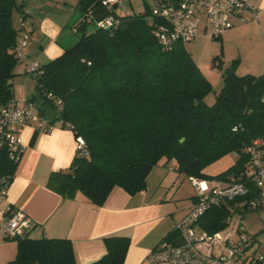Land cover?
I'll return each mask as SVG.
<instances>
[{
  "label": "trees",
  "instance_id": "obj_1",
  "mask_svg": "<svg viewBox=\"0 0 264 264\" xmlns=\"http://www.w3.org/2000/svg\"><path fill=\"white\" fill-rule=\"evenodd\" d=\"M102 2L81 5L82 15L70 25L79 39L59 57L40 64L42 75L36 76L40 113L51 122L70 123L87 151L78 150L69 169L53 172L48 187L65 198L81 192L91 204L102 206L115 187L130 194L142 191L150 171L161 160L174 159L178 171L188 176L243 181L254 193V183L246 175V148L264 138V74L239 75L233 62L209 103L212 82L185 42L170 49L161 46L155 30L162 20L152 14V7L118 15L119 5L114 4L110 14L118 22L88 31L93 21L89 15L97 16ZM24 4L0 0V110L14 102L10 81L19 63L14 47L20 28L14 26L13 14L15 9L23 11ZM44 92L61 97L62 108ZM232 152L239 157L228 169L217 175L205 171ZM17 166L0 149V175L11 174L12 181ZM234 210L247 212L231 201L212 207L198 223L208 233L223 231ZM175 236L176 230L165 239ZM14 240L17 254L6 264H79L67 238H33L28 233ZM104 242L106 254L89 264H124L130 238L110 235Z\"/></svg>",
  "mask_w": 264,
  "mask_h": 264
},
{
  "label": "crops",
  "instance_id": "obj_2",
  "mask_svg": "<svg viewBox=\"0 0 264 264\" xmlns=\"http://www.w3.org/2000/svg\"><path fill=\"white\" fill-rule=\"evenodd\" d=\"M24 1L23 11L15 9L13 22L19 29L25 14L32 37L27 55L19 61L15 72L28 77L29 64H44L64 52L72 42L65 30L82 15L81 5L92 0ZM249 1L259 8L257 17L252 11L247 12L249 21L235 16L234 26L219 37L221 46L214 53L221 52L225 66L230 67L236 61L239 75H261L264 74V0ZM132 13L130 10L125 14ZM200 30L205 33L209 30L205 17L198 33ZM195 62L201 69L200 61ZM16 94L13 101L19 107L31 103L42 106L36 79L35 84L29 80L22 86L19 97ZM52 123L54 127L49 131L41 130L35 123L20 131L26 149L9 186L5 205L20 209L32 218L35 226L29 232L30 237L71 240L79 264L92 263L106 254L104 238L110 235L130 238L124 264H152L147 261L149 253L176 230L177 236L169 241L175 243L180 237L178 224L197 202L192 177L178 171L176 160L163 159L147 176L146 188L135 194L115 187L102 206L91 204L81 192L74 198H65L50 189L48 181L53 172L70 168L77 155V139L71 129L58 121ZM231 217L226 220L228 226L223 233L231 234V239L236 240L238 226L231 227ZM196 228L207 232L199 223ZM221 249L222 245H218L215 251ZM16 254L17 241L6 239L0 231V264L13 260Z\"/></svg>",
  "mask_w": 264,
  "mask_h": 264
},
{
  "label": "built area",
  "instance_id": "obj_3",
  "mask_svg": "<svg viewBox=\"0 0 264 264\" xmlns=\"http://www.w3.org/2000/svg\"><path fill=\"white\" fill-rule=\"evenodd\" d=\"M122 0H103V7L108 14L101 20L90 14L89 18L99 27H110L118 22L110 12L114 4ZM252 11L256 18L259 8L249 0H155L152 14L158 16L162 23L157 25L155 35L164 49L172 48L176 42H188L198 34L202 18L205 17L212 35L219 38L234 26L233 18L240 16L243 21H249L247 12ZM20 31L14 47L16 57L21 61L27 55L31 41V30L25 19H21ZM31 75L40 76V64L32 63L26 68ZM44 95L62 108L63 99L53 92ZM62 126L72 128L70 123L57 120ZM35 123L43 131L52 130L54 124L44 117L36 104L24 107L14 102L0 110V149H4L8 158L19 163L26 147L21 142L19 133L26 126ZM235 130L237 127L234 128ZM77 151L85 152L84 140L76 137ZM249 161L246 175L254 183L256 190L243 181L221 182L208 179L193 178L196 189L197 202L190 212L178 224L180 236H184L185 243L176 245L168 240L161 241L147 256L152 264H264V254L251 252L250 237L243 234L238 239H231V234L222 231L208 233L198 231L196 226L203 215L212 207L227 204L231 201L246 211H257L264 221V138L258 137L246 148ZM11 174L0 175V231L6 239H16L27 235L35 226V222L24 211L5 205L8 189L11 184ZM240 231V227H237ZM222 245L221 250H216Z\"/></svg>",
  "mask_w": 264,
  "mask_h": 264
},
{
  "label": "rangeland",
  "instance_id": "obj_4",
  "mask_svg": "<svg viewBox=\"0 0 264 264\" xmlns=\"http://www.w3.org/2000/svg\"><path fill=\"white\" fill-rule=\"evenodd\" d=\"M154 3L155 0H122V2L116 8V13L120 15L125 14L127 11L130 10L133 12L143 11L148 7H152ZM15 18L16 20L18 19L17 15H15ZM96 28V22L91 21L88 24V31H93ZM207 31L208 32L205 33L200 30V32L196 35L197 38L195 36L193 40L185 42L184 45L189 51H191L192 55L194 56V59L196 61H200L203 74L206 75L212 82L213 91L207 96V101L209 103H213L216 94L220 91L223 86V73L227 70L229 66H225V62L222 61L221 57H218L221 52L214 53V51L218 49V46H221L219 45L221 44L220 39L214 37L209 30ZM65 34L67 36H71L70 41L72 42H68V46L76 42L80 36V34L75 33L71 27H68L65 30ZM35 79V75H30L28 77L24 75L13 76L10 81L12 84L13 94L15 92V94L17 93V97H19L20 92L22 91V86L26 85L29 80L32 81L33 84H35ZM14 81L16 82V84ZM19 81H21V83L18 84ZM238 157V154L235 152L228 153L223 157L219 158L218 160L214 161L213 163L209 164L206 167L205 171L209 174L217 175L228 169L232 164H234L238 160ZM231 218V227H234L235 225L240 227V231H237L238 237L243 234L251 238L250 251L260 252L264 254V221L260 217L259 213L257 211H247L243 213L234 210V213L232 214ZM223 232L224 231H222V233Z\"/></svg>",
  "mask_w": 264,
  "mask_h": 264
},
{
  "label": "water",
  "instance_id": "obj_5",
  "mask_svg": "<svg viewBox=\"0 0 264 264\" xmlns=\"http://www.w3.org/2000/svg\"><path fill=\"white\" fill-rule=\"evenodd\" d=\"M98 13H103L101 16H98L97 19L101 20L103 17H105L108 14V11L105 7H101L98 11ZM183 140V139H181ZM185 243V238L184 236H180L175 240L176 245H182Z\"/></svg>",
  "mask_w": 264,
  "mask_h": 264
}]
</instances>
